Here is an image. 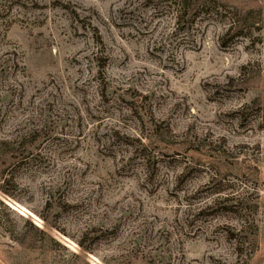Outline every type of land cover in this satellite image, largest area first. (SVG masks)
<instances>
[{
  "label": "rangeland",
  "instance_id": "1",
  "mask_svg": "<svg viewBox=\"0 0 264 264\" xmlns=\"http://www.w3.org/2000/svg\"><path fill=\"white\" fill-rule=\"evenodd\" d=\"M0 264H264V0H0Z\"/></svg>",
  "mask_w": 264,
  "mask_h": 264
}]
</instances>
